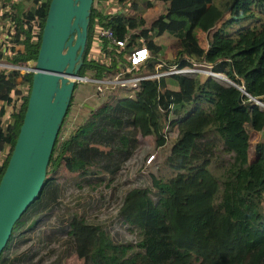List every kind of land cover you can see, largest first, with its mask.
<instances>
[{
  "label": "trees",
  "instance_id": "16d2710c",
  "mask_svg": "<svg viewBox=\"0 0 264 264\" xmlns=\"http://www.w3.org/2000/svg\"><path fill=\"white\" fill-rule=\"evenodd\" d=\"M27 1L12 3L4 14L8 37L0 42V60L26 71H0V181L24 121L34 75L27 68L35 67L52 0H30L26 8ZM129 1L94 0L79 75L106 79L124 72L126 78H147L138 89L110 91L105 103L90 109L86 120L62 137L76 85L43 188L15 223L0 264H67L73 257L83 264H118L105 252L109 228L90 221L97 212L134 235L114 245L129 264H264V0H141L132 15L117 8ZM155 1L167 9L149 22L140 9ZM258 14L250 23L254 26L240 25ZM109 28L124 46L98 32ZM167 33L180 37L181 48L163 64ZM141 47L151 56L129 72L130 57ZM196 62L210 64L212 73L233 84L181 72ZM173 70L178 72L164 74ZM208 134L230 159L203 215L213 212L217 248L212 257L201 258L173 240L170 212L177 186L213 164L214 151L205 148L209 141L202 143ZM169 139L165 169L170 176L140 173L133 180L131 165L142 140L165 147ZM253 146L258 150L254 157ZM61 167L69 175L64 182ZM74 185L87 200L83 212L68 200Z\"/></svg>",
  "mask_w": 264,
  "mask_h": 264
},
{
  "label": "water",
  "instance_id": "95a60500",
  "mask_svg": "<svg viewBox=\"0 0 264 264\" xmlns=\"http://www.w3.org/2000/svg\"><path fill=\"white\" fill-rule=\"evenodd\" d=\"M93 2L50 3L35 67H28L34 75L24 121L0 181V255L15 223L43 188L77 81L85 79L79 70L84 63Z\"/></svg>",
  "mask_w": 264,
  "mask_h": 264
},
{
  "label": "rangeland",
  "instance_id": "374dc122",
  "mask_svg": "<svg viewBox=\"0 0 264 264\" xmlns=\"http://www.w3.org/2000/svg\"><path fill=\"white\" fill-rule=\"evenodd\" d=\"M18 0H0V39H4L8 34L9 21L2 19L3 15L10 11V5ZM132 1V3H131ZM120 5L121 11H128L129 14H136L139 7L141 6V0L133 1ZM31 5V1L25 3L26 8ZM118 6V4H117ZM112 6L107 7L106 10H110ZM167 9V5L155 1V5L151 8L142 7L140 10L144 13L145 18L151 22L159 14L163 13ZM229 14L226 13V16ZM260 14L255 18L244 21L241 26H254L251 22H257ZM220 24H218L219 26ZM238 25V26H240ZM217 26V27H218ZM207 34H204L205 38ZM163 51L161 52V59L163 64H168V55H176L181 48L180 37L175 34L167 33L162 36ZM159 67V65H158ZM160 68V67H159ZM10 69H22L18 68L12 63L6 61V59L0 60V71ZM198 70L197 73L188 72L192 76H199L202 81H205L209 76L208 71H211L210 64L206 62H196L194 68H187V70ZM168 71V70H167ZM173 72H169L171 75ZM184 73V72H182ZM224 84L230 83L227 76L219 75L217 77ZM91 76L82 79L77 82V88L74 96L73 106L71 108V114L68 117V123L65 135L73 130L76 125L83 123L89 115V111L92 108H97L106 102L110 95L111 89L100 90L98 85L91 80ZM17 97V96H16ZM178 109H188L189 105H179ZM264 139V134H263ZM209 145L205 148L213 149V164L207 169L203 170L202 173H197L193 177L184 180L180 185L177 186L175 198L173 200L170 217H171V231L173 240L180 243L183 246H188L193 252L199 255L201 258H210L214 255L217 248V240L212 232L211 224L213 220V212H209L203 218V215L207 213L212 200L209 198L210 195L214 194L217 188V177L221 176L224 166L227 164L226 161L230 159V156L219 151L220 142L215 138L214 135L208 134L202 143H208ZM172 139L168 140V144L165 147H158L146 140H142L140 154L133 160L132 175L135 180L138 174L143 173L147 177L150 174L156 175L161 179L165 176H170V172L165 169V161L170 154L172 146ZM256 146V144H255ZM253 146L251 156H256L258 150ZM252 160V158H251ZM61 173L59 177L61 181H66L69 177L67 171L61 167ZM220 188V182H218ZM219 192L216 191V193ZM68 200L74 203L78 210L83 212L85 205H88L84 195L80 193L79 188L74 185L72 189L67 192ZM117 220V219H116ZM205 220V223H203ZM91 222L99 223L102 226L109 228L110 236L106 238L105 252L107 256H114L118 260V264H129V261L125 257L122 249L114 246L119 242H127L134 238V235L129 234L125 231L124 227H121L117 221L103 215L101 212H97L91 215ZM193 224H196V229L193 228ZM67 264H83V260L78 257H73L68 261Z\"/></svg>",
  "mask_w": 264,
  "mask_h": 264
},
{
  "label": "built area",
  "instance_id": "2783aa9c",
  "mask_svg": "<svg viewBox=\"0 0 264 264\" xmlns=\"http://www.w3.org/2000/svg\"><path fill=\"white\" fill-rule=\"evenodd\" d=\"M99 34L102 37H105L110 40L112 44L119 45V46H124L125 41L123 40H118L115 37L114 31L109 28V29H102L98 30ZM151 56L150 50L147 47H141L136 49L131 57H130V62H131V69L129 72H132V70L142 64L143 62L147 61ZM164 65L160 64L159 67L162 68ZM28 70V68H27ZM187 69L181 71L187 73ZM173 73L178 72V70H173L170 71ZM169 72H165L164 74H168ZM160 75V74H159ZM159 75H154V76H159ZM86 76L85 78H87ZM147 78V76H142L135 74L130 78H126L124 76V72L117 73L113 77H108L106 79H91L93 82H95L98 85V88L100 87V90L103 89H116L117 87H126V88H131V89H138L139 88V83L141 80ZM82 81V79L78 80L77 82Z\"/></svg>",
  "mask_w": 264,
  "mask_h": 264
},
{
  "label": "bare ground",
  "instance_id": "6f19581e",
  "mask_svg": "<svg viewBox=\"0 0 264 264\" xmlns=\"http://www.w3.org/2000/svg\"><path fill=\"white\" fill-rule=\"evenodd\" d=\"M187 72H194V73H197L198 72V70H189V71H187ZM208 75H213V76H215V77H218L219 75H214V74H212V72L211 71H208Z\"/></svg>",
  "mask_w": 264,
  "mask_h": 264
},
{
  "label": "crops",
  "instance_id": "0c3cea01",
  "mask_svg": "<svg viewBox=\"0 0 264 264\" xmlns=\"http://www.w3.org/2000/svg\"><path fill=\"white\" fill-rule=\"evenodd\" d=\"M12 5V4H11ZM11 5H10V9H11ZM4 18V15H3V17H2V19ZM1 20V19H0ZM6 20H8V19H6ZM1 23V22H0ZM7 37H8V35H7ZM7 37L6 38H4V39H0V42H4V40L5 39H7Z\"/></svg>",
  "mask_w": 264,
  "mask_h": 264
}]
</instances>
